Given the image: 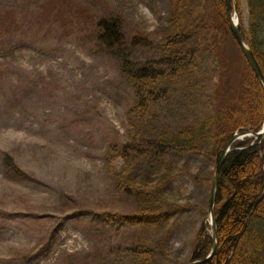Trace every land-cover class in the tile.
<instances>
[{"label":"rangeland","instance_id":"1","mask_svg":"<svg viewBox=\"0 0 264 264\" xmlns=\"http://www.w3.org/2000/svg\"><path fill=\"white\" fill-rule=\"evenodd\" d=\"M205 0H0V264H137L117 251L152 249L144 264H187L206 225L214 160L168 152L162 162L122 159L120 143L156 138L212 109L215 63L204 35L190 39L194 63L136 126L133 89L119 59L92 36L97 18L119 13L145 63L172 51L165 37L208 16ZM206 6V7H205ZM244 21L247 11L243 5ZM199 23V24H200ZM215 68V69H214ZM156 117H158L156 119ZM5 153L20 169L4 165ZM121 174L131 193L114 190ZM114 175V179H113ZM165 211L162 220L121 224L124 214ZM108 248H110L108 250Z\"/></svg>","mask_w":264,"mask_h":264},{"label":"trees","instance_id":"2","mask_svg":"<svg viewBox=\"0 0 264 264\" xmlns=\"http://www.w3.org/2000/svg\"><path fill=\"white\" fill-rule=\"evenodd\" d=\"M208 16L193 28L182 27L178 8L172 11L178 30L165 37L172 51L140 63L132 59V48L152 43L139 35L127 42L122 30L124 19L119 13L97 18L93 38L119 59L123 78L133 89L134 104L128 110L129 121L136 126L148 111L160 101L169 98L175 80L193 65L194 52L190 39L204 35L206 49L215 63L214 83L211 86L212 109L197 122L170 130L166 121L156 138H139L138 144L120 143L114 149L127 161L155 160L162 162L168 152L205 154L217 163L227 141L235 132H257L264 117V89L251 69L229 29L226 0H205ZM240 14L239 31L249 44L264 74V0H237ZM245 3L247 22L242 5ZM205 6V7H206ZM158 117H156L157 119ZM137 124V125H138ZM227 153L219 172L215 222L218 243L214 255L201 264H264V136L237 140ZM4 165L19 171L13 157L3 156ZM114 190L131 193L121 174L116 175ZM114 179V175H113ZM149 209L135 216L116 214L121 224H145L162 220L168 213ZM211 236L201 228L191 250L190 260L203 259L211 248ZM110 248H108L109 250ZM111 250V249H110ZM109 250V251H110ZM134 256L137 264L152 259V249L141 244L117 248Z\"/></svg>","mask_w":264,"mask_h":264},{"label":"water","instance_id":"3","mask_svg":"<svg viewBox=\"0 0 264 264\" xmlns=\"http://www.w3.org/2000/svg\"><path fill=\"white\" fill-rule=\"evenodd\" d=\"M234 1V13L236 14L237 18L236 21L233 20V18H230V30L233 34V36L235 37L237 43L239 44V46L241 47V50L243 51L246 59L248 60L249 64L251 65L253 71L255 72V74L257 75V77L259 78L260 82L263 85V89H264V76L262 74V71L259 67V64L256 60V58L254 57L251 49L245 44L244 40L241 38L240 34H239V30H238V25H239V17H238V10H237V4ZM228 3V0H227ZM230 12V10H229ZM248 133H240V134H235L226 144L224 150L222 151L217 165H216V169H215V173L213 176V180H212V185H211V190H210V198H209V206H208V212H207V218L210 220V225H211V232H212V244H211V249L209 254L207 255V257L203 260H198V261H193L189 264H199V263H203L206 260L210 259L211 256L214 254L216 247H217V230H216V224H215V216H214V206H215V202H216V195H217V190H218V178H219V171H220V167L222 165L223 159L226 156V154L228 153V151L231 148L232 143L236 140L239 139L241 136H244ZM264 134V120H263V125H262V129L261 131L257 132L254 134V136L258 137Z\"/></svg>","mask_w":264,"mask_h":264}]
</instances>
